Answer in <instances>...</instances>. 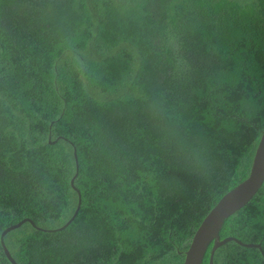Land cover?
I'll return each instance as SVG.
<instances>
[{"label":"trees","instance_id":"trees-1","mask_svg":"<svg viewBox=\"0 0 264 264\" xmlns=\"http://www.w3.org/2000/svg\"><path fill=\"white\" fill-rule=\"evenodd\" d=\"M263 127L264 0H0L15 264H182ZM218 235L212 264H264V182Z\"/></svg>","mask_w":264,"mask_h":264},{"label":"water","instance_id":"water-1","mask_svg":"<svg viewBox=\"0 0 264 264\" xmlns=\"http://www.w3.org/2000/svg\"><path fill=\"white\" fill-rule=\"evenodd\" d=\"M73 158L75 161V156L73 153ZM76 164L75 173L69 180L70 187L77 193L76 208L70 217V219L59 229L64 228L76 215L80 198L77 190L73 187L72 181L76 175ZM264 182V127L260 132V136L255 147L251 165L247 177L239 183L236 187L228 191L223 195L218 202L213 206V208L205 215L198 227L196 228L187 251L184 253V259L182 264H201L204 255L209 247L208 261L207 264H212V255L214 250H216L220 245L225 242L232 241L235 239L224 238L219 239L218 232L220 231L225 219L243 207L256 193L257 189ZM27 222L30 225L32 223L28 219H23L15 225L9 226L3 229L0 233V246L5 258L10 264H15L10 258L7 249L3 244V236L19 227L22 223ZM240 244V242H237ZM243 247H253L249 244H241ZM258 247V246H255Z\"/></svg>","mask_w":264,"mask_h":264},{"label":"clouds","instance_id":"clouds-1","mask_svg":"<svg viewBox=\"0 0 264 264\" xmlns=\"http://www.w3.org/2000/svg\"><path fill=\"white\" fill-rule=\"evenodd\" d=\"M237 211H238V210H237ZM237 211H236V212H237ZM234 213H235V212H234ZM234 213H233V214H234ZM233 214H231V215H233ZM231 215H230V216H231ZM228 217H229V216H228ZM218 236H219V235H218ZM226 238H227V237H226ZM228 238H231V237H228ZM232 239H233V238H232ZM187 249H188V247H187ZM187 249H186L185 251H187ZM185 251L183 252V259H184V253H185ZM182 261H183V260H182Z\"/></svg>","mask_w":264,"mask_h":264}]
</instances>
